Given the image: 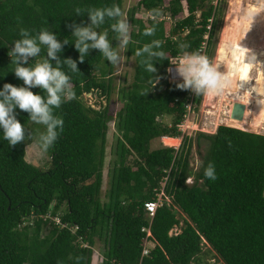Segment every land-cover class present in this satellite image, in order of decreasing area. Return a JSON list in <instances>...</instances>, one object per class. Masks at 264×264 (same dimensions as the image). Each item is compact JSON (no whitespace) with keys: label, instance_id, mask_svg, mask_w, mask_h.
Returning <instances> with one entry per match:
<instances>
[{"label":"trees","instance_id":"obj_1","mask_svg":"<svg viewBox=\"0 0 264 264\" xmlns=\"http://www.w3.org/2000/svg\"><path fill=\"white\" fill-rule=\"evenodd\" d=\"M112 4L124 12L123 0H0V88L5 83L24 86L8 55L21 28L33 34L49 29L58 39H68L61 58L77 60L80 69L71 73L64 66L75 99L55 110L64 128L46 151V169L28 162L33 122L27 112L16 109L25 141L10 146L0 132V264H92L97 240L104 247L101 264L200 263L205 244L223 264H264V135L226 125L214 134L199 132L197 143L205 139L208 148L196 171L189 164L191 142L186 136L178 149H151L162 137L179 138L187 106L201 102L202 96L169 82L167 68L170 59L199 51L206 35L208 57L222 16L220 0H138L128 10L132 30L126 57L133 58L135 67L115 117V159L102 198L108 123L113 118L103 100L108 102L112 92L113 65L98 50L80 63L70 26L90 23L87 12L77 15V8ZM185 8L187 15L180 17ZM145 11L158 13L154 37L143 35L153 24L143 16ZM164 16L173 18V24ZM110 23L101 31L109 30L112 39ZM154 39L162 42L168 58L154 61L155 84L135 56ZM45 55L43 50L29 64ZM31 90L44 95L38 87ZM86 94L96 96L101 108L86 104ZM165 116L171 117L169 124ZM209 163L215 165L214 181L204 176ZM159 193L162 205L149 226L144 204ZM179 225L180 233H171ZM145 227H150L155 246L143 256Z\"/></svg>","mask_w":264,"mask_h":264},{"label":"clouds","instance_id":"obj_2","mask_svg":"<svg viewBox=\"0 0 264 264\" xmlns=\"http://www.w3.org/2000/svg\"><path fill=\"white\" fill-rule=\"evenodd\" d=\"M75 11L77 15L87 12L90 20L88 24L73 23L70 26L71 36L74 37L71 42H74V47L79 53V62H84L91 50H98L105 61L107 60L113 66L119 65L123 59L121 53L127 50L130 42V25L122 8L118 4H112L84 11L77 8ZM156 15L158 13H153V24L143 30L144 36H155L157 32ZM256 15L257 13L252 14V21ZM108 22H111L110 31L115 34L112 39L109 38V30L101 31L102 26ZM19 36L20 38L14 41V46L8 55L11 57V63L15 65L12 71L18 79L23 81L24 86L18 87L11 83H5L0 88V132L10 146L25 141V126L17 119L16 115V109L23 110L29 114V119L32 122L45 127L46 132L40 136L39 141L41 148L47 151L55 144L64 128V120L55 113V110L60 109L62 104L75 99L71 76L63 70L64 66L66 65L71 73H78L80 69L77 60L61 58L60 54L64 50V45L70 41L65 38L64 40L58 39L57 34L52 30L42 29L33 34L32 31L21 28ZM113 40L118 41V44L113 46ZM185 47V45H181V48ZM43 50H46L44 58L34 65H30V58L40 56ZM232 51V45L230 42H226L224 54L227 58L233 59V63L225 71L220 70L221 65H225L224 60L214 63L199 51L184 52L183 55L176 57L179 60L173 64L176 65V71L182 78L176 87L182 90H191L200 96L211 97L231 90L234 84L239 85L240 89L243 88L245 82L253 79L239 75L241 69L232 56ZM135 56L141 58L140 64L152 77L153 73L157 71L154 61L168 59L167 54L163 51L162 42L158 39L138 48ZM250 57L253 56H249L247 51L245 61L249 62ZM251 62L255 63V57ZM155 82L154 79V84ZM256 85L257 81L251 88L252 92L262 95L255 91ZM37 87L43 91L44 95L31 90ZM165 138L170 137H162V139ZM204 176L213 181L217 179L213 163L207 165Z\"/></svg>","mask_w":264,"mask_h":264},{"label":"rangeland","instance_id":"obj_3","mask_svg":"<svg viewBox=\"0 0 264 264\" xmlns=\"http://www.w3.org/2000/svg\"><path fill=\"white\" fill-rule=\"evenodd\" d=\"M241 3L244 6L249 5V6L255 7L256 9H261L264 7L263 0H220V4L222 6V16L220 18V23L218 25V29L216 31V34L213 40V46L208 52V57L214 63L220 61L219 57L217 56V53H218L219 47L222 44L221 42L223 40V33L225 30V26L228 23L227 19L229 18V12L233 11L234 9L237 10V5H240ZM137 4H138V0H123L124 14L126 18H127L128 10L132 7H136ZM187 13L188 12L185 8L183 13L180 15V17L186 16ZM162 14L164 15V12H162ZM166 17L168 16H164V19L169 21L172 25L174 22V19L170 17L169 18H166ZM231 19L232 18H230V20ZM130 30H132L131 25H130ZM121 54L123 57L122 62L117 66H113L112 92L110 93L108 102L101 99L105 101V104L108 103L110 115L113 117L112 120L108 123L106 158H105V163H104L103 183H102V188H101L102 198H105L106 190L108 189V186H109V178H110V171H111L112 163L115 159V146H116V141L118 138V131L116 129L115 117L118 111L122 107V98H121L122 91L132 81V76H133L134 67H135L133 58L126 57V51L125 52L122 51ZM259 71H260L259 65L256 64L252 68L250 76H249V78L253 79L251 80V83L254 84L259 79ZM168 76H169V72H168ZM262 96H264V94H262ZM261 98L264 99V97H261ZM237 99L242 100L241 94H239L238 92H233L229 90L219 96H214V97H211V96L207 97V95L202 96L200 104L196 105L195 108H193V106H191L190 104V110L187 112L186 118L183 122L184 130L181 132V136L179 138H176L177 143L168 144L165 139L161 141L160 140L154 141L151 144V149H154L160 146L161 147L162 146H173L174 148L178 149L181 143L182 136H186L187 138L190 139V142H191L189 164H190L191 169L193 171H196L199 168L202 162V157L206 153L207 148H208V141L205 139H200L199 142L197 143L196 141L197 134L199 132H203L207 134H214L218 126L227 125V119L229 117L232 104ZM83 101L86 104H91L93 107L97 109L101 108V105L98 103L96 96L92 98L91 94L84 95ZM249 105L247 106L246 110H248L249 117L251 119V117L254 114V111H253L254 108H253V104H249ZM163 121L169 124L171 121V117L165 116L163 118ZM257 131L258 132H256V134L264 135V124ZM45 132H46V129L43 125L35 124L33 122L31 124L30 142L26 146L28 162H31L33 165L38 166L42 169H46L48 167V163H47L48 155L46 151H44L41 148L40 141H39L40 136L44 134ZM188 182L191 183L192 178H189ZM180 231H181V226L179 225L177 227H174L171 233L177 234V233H180ZM148 245L153 246L152 243H149ZM103 249H104L103 242L100 240H97L94 246L95 253H94L92 264H101V260H102L101 254L103 252ZM208 250H209V247L205 244L203 246V253L200 255L201 264H223L221 261H218L216 259V257L214 256V253H209ZM200 263H194V264H200Z\"/></svg>","mask_w":264,"mask_h":264},{"label":"bare ground","instance_id":"obj_4","mask_svg":"<svg viewBox=\"0 0 264 264\" xmlns=\"http://www.w3.org/2000/svg\"><path fill=\"white\" fill-rule=\"evenodd\" d=\"M262 9H264V7L256 9L253 6H244L241 3L237 5V10L234 9V12H229V18L227 19L228 23L225 26L222 44L219 47L217 56L220 61H225L226 66L221 65V71H225L227 67L232 65L233 59L227 58L224 54V44L230 42L233 49L232 56L241 69L239 75L249 78L252 68L258 64L260 71L255 91L264 94V10ZM253 13H258V15H256L252 21ZM230 18L232 19L230 20ZM247 51L249 56H253L249 58V62L245 61ZM254 57L255 63H252L251 61L254 60ZM255 83L253 84L251 81L245 82L241 89L239 85L234 84L232 89L229 90L241 94L242 100L237 99L236 101L243 102L246 108L249 104H253L254 114L250 119L249 112L246 110L241 121L231 119L229 114L227 124L230 122L234 126L245 130H258L264 124V99L261 98L264 96L252 92L251 88ZM207 97L209 96L207 95ZM171 139L173 138H165L168 144L177 143L176 139Z\"/></svg>","mask_w":264,"mask_h":264},{"label":"built area","instance_id":"obj_5","mask_svg":"<svg viewBox=\"0 0 264 264\" xmlns=\"http://www.w3.org/2000/svg\"><path fill=\"white\" fill-rule=\"evenodd\" d=\"M217 0H215V3H216ZM143 15L145 17H150L153 19V16L148 13L147 11H145L143 13ZM164 18V17H163ZM168 18V17H166ZM205 38V41L202 43L200 49H199V52L202 53L203 55L206 54V46H207V35L204 37ZM179 59L177 58H173L171 59L170 61V65H169V70L167 68V74L169 72V76H168V80L170 82H178V81H181V77L179 76L178 72L176 71V65L173 64V63H177ZM188 110H190V105H188ZM180 130L183 131L184 130V126L183 124H181L179 126ZM162 194L163 193H159L158 196H157V199L156 200H153V201H148L144 204V209H145V214H146V218L148 219L149 221V226L151 224V220L155 214V211L157 210V208L159 206L162 205ZM143 231L146 232V237L143 239V252H142V255L143 256H146L148 255V253L150 252V250L155 246V243L150 241L149 237L151 236V232H150V227H145L143 228ZM149 243H152L153 246H150L148 245Z\"/></svg>","mask_w":264,"mask_h":264},{"label":"water","instance_id":"obj_6","mask_svg":"<svg viewBox=\"0 0 264 264\" xmlns=\"http://www.w3.org/2000/svg\"><path fill=\"white\" fill-rule=\"evenodd\" d=\"M104 105H105V101H104ZM245 111H246V105L243 102L235 101L232 104V107H231L230 118L233 119V120L241 121L243 119V117H244ZM226 126H229V127H232V128H236V129H239V130H242V131L251 132V133H256L257 132V130L241 129V128L237 127V126H234L230 122Z\"/></svg>","mask_w":264,"mask_h":264}]
</instances>
